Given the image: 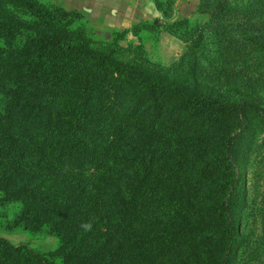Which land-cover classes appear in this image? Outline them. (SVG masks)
<instances>
[{"label":"trees","instance_id":"16d2710c","mask_svg":"<svg viewBox=\"0 0 264 264\" xmlns=\"http://www.w3.org/2000/svg\"><path fill=\"white\" fill-rule=\"evenodd\" d=\"M2 1L33 20L0 17V204L57 246L0 237V264H236L235 158L264 110L95 48L78 11Z\"/></svg>","mask_w":264,"mask_h":264},{"label":"rangeland","instance_id":"374dc122","mask_svg":"<svg viewBox=\"0 0 264 264\" xmlns=\"http://www.w3.org/2000/svg\"><path fill=\"white\" fill-rule=\"evenodd\" d=\"M41 1L70 12L80 10L78 22L91 33L93 46L118 60L185 83L192 81L194 68L204 92L224 101L247 100L264 110V0H130L131 7L146 18L131 24L123 40L116 35L120 30L105 25L111 13L102 9V15L100 10V4L112 0H94L97 6L90 12L85 8L89 0ZM0 17L15 25L33 20L26 9L2 0ZM182 20L184 24L178 23ZM166 29L184 36L185 43ZM254 130L235 158L243 193L236 206L243 239L236 264H264V124L255 123ZM17 211L13 202L0 204V237L37 251L57 246V238L44 229L32 231L15 224Z\"/></svg>","mask_w":264,"mask_h":264},{"label":"crops","instance_id":"0c3cea01","mask_svg":"<svg viewBox=\"0 0 264 264\" xmlns=\"http://www.w3.org/2000/svg\"><path fill=\"white\" fill-rule=\"evenodd\" d=\"M95 6L97 5L95 4L94 0H89L87 1L85 8L89 9L87 12H90L93 10L91 7ZM131 6L132 3L130 0H112L108 4H105V2L102 5L100 4L101 11L102 9H106V11L111 13V18H109V21L106 20V27L110 26L109 28L112 29V31H121L128 29L131 24L137 23L141 17L146 18L144 13L141 14L140 12H137L136 8ZM75 10L80 11L78 9ZM104 11L105 10L102 11V15Z\"/></svg>","mask_w":264,"mask_h":264},{"label":"clouds","instance_id":"9594fccd","mask_svg":"<svg viewBox=\"0 0 264 264\" xmlns=\"http://www.w3.org/2000/svg\"><path fill=\"white\" fill-rule=\"evenodd\" d=\"M86 227H90V226H86Z\"/></svg>","mask_w":264,"mask_h":264}]
</instances>
